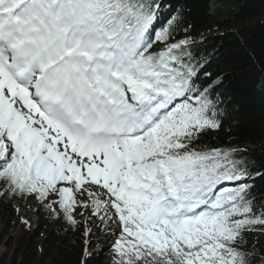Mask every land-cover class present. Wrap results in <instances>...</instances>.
<instances>
[{
	"label": "snow or ice",
	"instance_id": "obj_1",
	"mask_svg": "<svg viewBox=\"0 0 264 264\" xmlns=\"http://www.w3.org/2000/svg\"><path fill=\"white\" fill-rule=\"evenodd\" d=\"M217 7L0 0V206L56 222V264H264V127L213 72L251 42Z\"/></svg>",
	"mask_w": 264,
	"mask_h": 264
},
{
	"label": "trees",
	"instance_id": "obj_2",
	"mask_svg": "<svg viewBox=\"0 0 264 264\" xmlns=\"http://www.w3.org/2000/svg\"><path fill=\"white\" fill-rule=\"evenodd\" d=\"M215 2L219 5L213 9L215 19L231 18L230 25H241L243 28L241 36L250 40L251 47L246 46L247 52L235 61L234 66L213 68V72L232 71L236 74L238 83L244 82L249 85L243 99L244 126L239 131L258 139L260 130L264 127V79L255 77L258 75L257 65L264 60V3L260 0H236L235 3L215 0ZM248 52L252 53V57L248 56ZM221 135L225 136L226 133ZM33 213L36 214L37 221L32 228L25 231L24 226L20 225L18 235L10 238L8 227L14 212L0 206V245L5 248L4 252L0 253V264H56L53 261V255L57 252L56 245L61 243L57 224L47 217L42 218L34 211ZM37 223L40 225L38 229ZM45 237H48L47 243H45ZM4 239L7 242L3 243ZM41 248L47 255L42 254ZM60 259L64 261V264H73L71 258L65 257L63 253ZM96 264H108V254L104 253L100 256Z\"/></svg>",
	"mask_w": 264,
	"mask_h": 264
},
{
	"label": "rangeland",
	"instance_id": "obj_3",
	"mask_svg": "<svg viewBox=\"0 0 264 264\" xmlns=\"http://www.w3.org/2000/svg\"><path fill=\"white\" fill-rule=\"evenodd\" d=\"M27 204H21L20 205V215L24 216L25 218H28L31 220V223L33 224L35 221V216L32 215L31 212L26 210ZM5 219V218H3ZM4 223V222H2ZM2 225V224H1ZM9 230V237L10 238H15L18 233H19V224H17V220L15 218V221L12 219L10 223V228L8 227ZM7 242V240H3V243ZM5 248L4 246L0 245V253L4 252Z\"/></svg>",
	"mask_w": 264,
	"mask_h": 264
}]
</instances>
